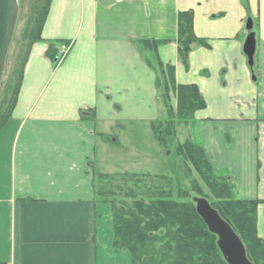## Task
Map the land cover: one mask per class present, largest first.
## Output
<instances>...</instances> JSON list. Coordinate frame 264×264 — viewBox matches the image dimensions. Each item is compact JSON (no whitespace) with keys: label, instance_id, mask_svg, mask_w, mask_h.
Here are the masks:
<instances>
[{"label":"crops","instance_id":"obj_1","mask_svg":"<svg viewBox=\"0 0 264 264\" xmlns=\"http://www.w3.org/2000/svg\"><path fill=\"white\" fill-rule=\"evenodd\" d=\"M191 11L194 46L178 59V16ZM256 35L254 67L244 54ZM206 107L189 140L228 177L238 201H259L264 240V0H51L24 69L12 118L0 131V264H132L114 250L111 208L96 205L94 166L114 131L163 116L154 56ZM72 43L58 66L50 45Z\"/></svg>","mask_w":264,"mask_h":264},{"label":"trees","instance_id":"obj_2","mask_svg":"<svg viewBox=\"0 0 264 264\" xmlns=\"http://www.w3.org/2000/svg\"><path fill=\"white\" fill-rule=\"evenodd\" d=\"M29 12L19 48L8 78L0 86V131L10 121L20 93L24 69L32 47L42 42V31L51 0H29ZM141 50L154 56L159 76L158 102L164 120L151 124L156 139L171 145L178 126L189 125L194 114L206 107L197 87L177 86L175 68L164 67L156 56L162 42H139ZM178 59L187 69L194 46L209 48L207 41L194 33L191 11L178 16ZM55 45L46 56L57 63ZM171 96L176 99L173 105ZM185 178L152 175H108L94 171L96 205L111 208L114 224L113 247L131 256L132 264H227L212 234L196 209L195 199H205L243 243L252 264H264V240L257 233L259 201H238L228 177L216 172L204 149L190 140L175 149ZM196 175V177H195Z\"/></svg>","mask_w":264,"mask_h":264},{"label":"rangeland","instance_id":"obj_3","mask_svg":"<svg viewBox=\"0 0 264 264\" xmlns=\"http://www.w3.org/2000/svg\"><path fill=\"white\" fill-rule=\"evenodd\" d=\"M29 5V0H19V18L0 86L6 82L14 61V52L19 48L17 38L24 30ZM159 120L163 121L164 117H160ZM114 132L113 139L118 140V143H112L109 139L107 143L102 142L101 145L105 143L106 148L101 147L98 150L99 162L94 166V171L109 175L148 174L175 177L185 186H189L190 182L186 180L184 168L175 152L178 145L187 141L190 135L192 136L189 127L178 126L174 138H168L172 139V144L167 146L156 139L152 127L148 124H137L134 127H128L127 131L116 129Z\"/></svg>","mask_w":264,"mask_h":264},{"label":"water","instance_id":"obj_4","mask_svg":"<svg viewBox=\"0 0 264 264\" xmlns=\"http://www.w3.org/2000/svg\"><path fill=\"white\" fill-rule=\"evenodd\" d=\"M19 14V0H0V82L2 80L6 59L11 46ZM249 35L245 41L244 54L250 68L254 67L256 52V35L252 21H248ZM196 209L209 231L218 238V248L227 264H252L245 247L232 228L223 221L205 199H195Z\"/></svg>","mask_w":264,"mask_h":264},{"label":"built area","instance_id":"obj_5","mask_svg":"<svg viewBox=\"0 0 264 264\" xmlns=\"http://www.w3.org/2000/svg\"><path fill=\"white\" fill-rule=\"evenodd\" d=\"M69 49L70 48L68 46L61 47V49H60V55H61V57H64L68 53Z\"/></svg>","mask_w":264,"mask_h":264}]
</instances>
